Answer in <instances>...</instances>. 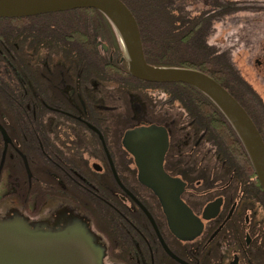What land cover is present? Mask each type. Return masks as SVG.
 Returning <instances> with one entry per match:
<instances>
[{"label": "flooded vegetation", "instance_id": "flooded-vegetation-1", "mask_svg": "<svg viewBox=\"0 0 264 264\" xmlns=\"http://www.w3.org/2000/svg\"><path fill=\"white\" fill-rule=\"evenodd\" d=\"M169 1L171 37L195 27L219 74L242 79L239 94L264 127V0ZM90 34L124 62L123 50ZM35 57L34 76L0 70L19 93H0V215L50 224L79 215L105 245V264H264L263 190L216 127L179 101L85 74L76 58ZM152 124L168 132L161 161V137L155 147L147 136L133 137V149L125 141Z\"/></svg>", "mask_w": 264, "mask_h": 264}, {"label": "trees", "instance_id": "trees-1", "mask_svg": "<svg viewBox=\"0 0 264 264\" xmlns=\"http://www.w3.org/2000/svg\"><path fill=\"white\" fill-rule=\"evenodd\" d=\"M124 1L139 21L145 54L150 63L194 67L212 75L245 106L264 138L263 125L258 122L239 94L245 93L247 87L236 75L219 74L223 67L218 65L210 46L199 42L195 27L190 25L186 30L187 39L182 40L180 35L171 37L168 27L170 15L167 10L169 0ZM189 21L197 22L198 17L194 16ZM91 29L100 33L116 49L123 50L112 23L102 11L95 7L19 17H0V70L20 69L34 76L35 70L39 67L35 63L37 62L35 55L38 53L63 55L69 61L76 58L75 69L83 68L85 74H90V71L96 72L107 77L109 81L121 83L126 87L150 90L156 99L179 101L190 109H194L205 124L216 127L213 136L231 143L237 159L248 165L252 174L256 175L232 125L207 94L185 82H154L135 77L130 72L126 59L122 63L111 62L107 55L97 48L90 34ZM15 91L14 88L6 90L5 82L0 79L2 96L13 99L11 95H19ZM258 184L264 193L261 184Z\"/></svg>", "mask_w": 264, "mask_h": 264}, {"label": "water", "instance_id": "water-1", "mask_svg": "<svg viewBox=\"0 0 264 264\" xmlns=\"http://www.w3.org/2000/svg\"><path fill=\"white\" fill-rule=\"evenodd\" d=\"M81 7H95L112 23L121 41L130 72L154 82H185L207 94L221 109L239 137L256 177L264 189V138L253 117L236 96L219 80L203 70L178 65H156L147 60L139 21L124 0H0V17H19ZM108 49L106 43H102ZM147 136L149 146H158L161 161L168 147L164 127L142 125L126 132L130 148L133 137ZM143 158L138 157L139 164ZM147 183L148 179L142 178ZM61 223L31 221L14 211L0 215V264H105L106 247L79 215H68Z\"/></svg>", "mask_w": 264, "mask_h": 264}, {"label": "rangeland", "instance_id": "rangeland-1", "mask_svg": "<svg viewBox=\"0 0 264 264\" xmlns=\"http://www.w3.org/2000/svg\"><path fill=\"white\" fill-rule=\"evenodd\" d=\"M149 93H152V92L148 91V94H149ZM152 96H154V94H153V93H152Z\"/></svg>", "mask_w": 264, "mask_h": 264}]
</instances>
